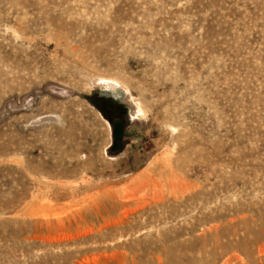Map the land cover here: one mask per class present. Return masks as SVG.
<instances>
[{"label": "rangeland", "instance_id": "374dc122", "mask_svg": "<svg viewBox=\"0 0 264 264\" xmlns=\"http://www.w3.org/2000/svg\"><path fill=\"white\" fill-rule=\"evenodd\" d=\"M0 264H264V0H0Z\"/></svg>", "mask_w": 264, "mask_h": 264}, {"label": "trees", "instance_id": "16d2710c", "mask_svg": "<svg viewBox=\"0 0 264 264\" xmlns=\"http://www.w3.org/2000/svg\"><path fill=\"white\" fill-rule=\"evenodd\" d=\"M112 126H113V128H112L113 141L116 142L117 138H119V135H120V133L123 132V130H122V127H118L116 119L112 120ZM113 145H115V144L113 143Z\"/></svg>", "mask_w": 264, "mask_h": 264}, {"label": "bare ground", "instance_id": "6f19581e", "mask_svg": "<svg viewBox=\"0 0 264 264\" xmlns=\"http://www.w3.org/2000/svg\"><path fill=\"white\" fill-rule=\"evenodd\" d=\"M141 113H142V112H141ZM135 114H136V112L134 111V112L132 113V115L135 116Z\"/></svg>", "mask_w": 264, "mask_h": 264}]
</instances>
